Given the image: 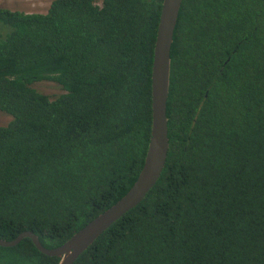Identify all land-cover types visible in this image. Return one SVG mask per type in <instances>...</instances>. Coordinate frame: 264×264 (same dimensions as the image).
<instances>
[{
	"label": "trees",
	"instance_id": "obj_1",
	"mask_svg": "<svg viewBox=\"0 0 264 264\" xmlns=\"http://www.w3.org/2000/svg\"><path fill=\"white\" fill-rule=\"evenodd\" d=\"M163 1L0 6V239L55 249L133 187ZM171 58L163 174L75 264H264V0H183ZM59 261L0 246V264Z\"/></svg>",
	"mask_w": 264,
	"mask_h": 264
},
{
	"label": "water",
	"instance_id": "obj_2",
	"mask_svg": "<svg viewBox=\"0 0 264 264\" xmlns=\"http://www.w3.org/2000/svg\"><path fill=\"white\" fill-rule=\"evenodd\" d=\"M183 0H164L157 30L152 68V127L143 169L129 192L115 205L55 249L45 248L39 237L30 231L16 239H0L1 247H14L30 238L47 256L60 257L58 264H75L76 260L114 223L138 206L155 187L166 167L170 141L167 115L171 86L172 46Z\"/></svg>",
	"mask_w": 264,
	"mask_h": 264
},
{
	"label": "rangeland",
	"instance_id": "obj_3",
	"mask_svg": "<svg viewBox=\"0 0 264 264\" xmlns=\"http://www.w3.org/2000/svg\"><path fill=\"white\" fill-rule=\"evenodd\" d=\"M54 0H0V5L13 11H20L25 13H47L48 8ZM101 0L98 4L101 5ZM5 30V29H4ZM42 89L48 93L58 92L57 85L50 86L49 83H44ZM9 117L0 113V126L8 121Z\"/></svg>",
	"mask_w": 264,
	"mask_h": 264
},
{
	"label": "clouds",
	"instance_id": "obj_4",
	"mask_svg": "<svg viewBox=\"0 0 264 264\" xmlns=\"http://www.w3.org/2000/svg\"><path fill=\"white\" fill-rule=\"evenodd\" d=\"M1 6V5H0ZM11 10V9H10ZM11 11H13V10H11ZM25 13V12H24ZM27 14H39V13H31V12H29V13H27ZM46 14V13H45Z\"/></svg>",
	"mask_w": 264,
	"mask_h": 264
},
{
	"label": "bare ground",
	"instance_id": "obj_5",
	"mask_svg": "<svg viewBox=\"0 0 264 264\" xmlns=\"http://www.w3.org/2000/svg\"><path fill=\"white\" fill-rule=\"evenodd\" d=\"M40 240V239H39Z\"/></svg>",
	"mask_w": 264,
	"mask_h": 264
}]
</instances>
